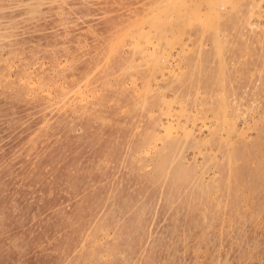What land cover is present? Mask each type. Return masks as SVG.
Masks as SVG:
<instances>
[{"label":"rangeland","instance_id":"obj_1","mask_svg":"<svg viewBox=\"0 0 264 264\" xmlns=\"http://www.w3.org/2000/svg\"><path fill=\"white\" fill-rule=\"evenodd\" d=\"M0 264H264V0H0Z\"/></svg>","mask_w":264,"mask_h":264},{"label":"bare ground","instance_id":"obj_2","mask_svg":"<svg viewBox=\"0 0 264 264\" xmlns=\"http://www.w3.org/2000/svg\"><path fill=\"white\" fill-rule=\"evenodd\" d=\"M173 135V134H172Z\"/></svg>","mask_w":264,"mask_h":264}]
</instances>
